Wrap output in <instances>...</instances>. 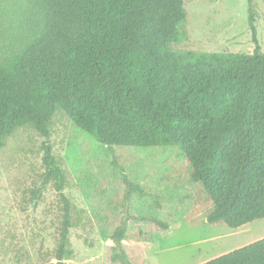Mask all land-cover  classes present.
Listing matches in <instances>:
<instances>
[{
  "label": "trees",
  "instance_id": "obj_1",
  "mask_svg": "<svg viewBox=\"0 0 264 264\" xmlns=\"http://www.w3.org/2000/svg\"><path fill=\"white\" fill-rule=\"evenodd\" d=\"M184 1L32 0L38 27L0 54V149L22 126L46 138L43 186L53 183L63 204L59 261L74 256L67 175L48 140L59 111L108 146L178 147L210 204L208 223L264 218V52L253 0L252 54L175 51L187 39ZM126 237L123 227L112 234L111 264H138ZM202 264H264V237Z\"/></svg>",
  "mask_w": 264,
  "mask_h": 264
},
{
  "label": "rangeland",
  "instance_id": "obj_2",
  "mask_svg": "<svg viewBox=\"0 0 264 264\" xmlns=\"http://www.w3.org/2000/svg\"><path fill=\"white\" fill-rule=\"evenodd\" d=\"M253 3L264 52V0ZM184 6L187 39L173 44L175 51L254 52L248 0H185ZM32 9V0H0V54L38 27ZM48 140L67 175L74 256L55 257L63 204L53 183L43 186L46 138L22 126L0 149V264H111L118 227L138 264H202L264 237V218L240 228L207 222L210 204L176 146H108L61 111Z\"/></svg>",
  "mask_w": 264,
  "mask_h": 264
},
{
  "label": "water",
  "instance_id": "obj_3",
  "mask_svg": "<svg viewBox=\"0 0 264 264\" xmlns=\"http://www.w3.org/2000/svg\"><path fill=\"white\" fill-rule=\"evenodd\" d=\"M60 264H63L62 262H60Z\"/></svg>",
  "mask_w": 264,
  "mask_h": 264
}]
</instances>
